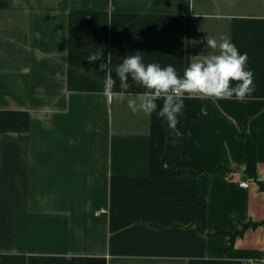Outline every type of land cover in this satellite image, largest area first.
Returning a JSON list of instances; mask_svg holds the SVG:
<instances>
[{
	"label": "crops",
	"instance_id": "crops-1",
	"mask_svg": "<svg viewBox=\"0 0 264 264\" xmlns=\"http://www.w3.org/2000/svg\"><path fill=\"white\" fill-rule=\"evenodd\" d=\"M207 35L247 53L256 90L186 99L175 145L85 59L182 75ZM246 261L264 264V0H0V264Z\"/></svg>",
	"mask_w": 264,
	"mask_h": 264
},
{
	"label": "clouds",
	"instance_id": "clouds-1",
	"mask_svg": "<svg viewBox=\"0 0 264 264\" xmlns=\"http://www.w3.org/2000/svg\"><path fill=\"white\" fill-rule=\"evenodd\" d=\"M197 43L211 50L212 54L191 62L182 75L172 65L162 67L158 62L145 63L139 54L126 56L115 68L111 53L105 57L103 49H97L85 59L90 64L101 61L98 69L104 73L102 94L105 97L109 100L126 98L127 107L133 115L143 113L150 117L155 113L166 125L175 145L184 135L178 124L186 99L234 98L245 101L256 90L254 73L248 68L247 53L241 54L229 37L207 35ZM117 81L121 91L114 90ZM133 85L143 91H128Z\"/></svg>",
	"mask_w": 264,
	"mask_h": 264
},
{
	"label": "trees",
	"instance_id": "trees-1",
	"mask_svg": "<svg viewBox=\"0 0 264 264\" xmlns=\"http://www.w3.org/2000/svg\"><path fill=\"white\" fill-rule=\"evenodd\" d=\"M247 141V151H246V169H245V177H248L250 179H255V167H256V160H255V154L256 149L254 144L251 142L250 138L248 136L245 137ZM249 225H256V224H249ZM241 234H234L230 236V242H233L235 237L237 235Z\"/></svg>",
	"mask_w": 264,
	"mask_h": 264
},
{
	"label": "built area",
	"instance_id": "built-area-1",
	"mask_svg": "<svg viewBox=\"0 0 264 264\" xmlns=\"http://www.w3.org/2000/svg\"><path fill=\"white\" fill-rule=\"evenodd\" d=\"M236 180L239 181V185L241 187H247V181L246 180H242L240 176H236ZM243 264H251V262L246 261Z\"/></svg>",
	"mask_w": 264,
	"mask_h": 264
}]
</instances>
